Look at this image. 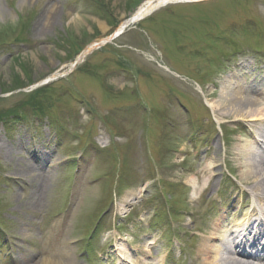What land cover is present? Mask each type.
<instances>
[{"label":"rangeland","instance_id":"rangeland-1","mask_svg":"<svg viewBox=\"0 0 264 264\" xmlns=\"http://www.w3.org/2000/svg\"><path fill=\"white\" fill-rule=\"evenodd\" d=\"M143 1L0 0V264H203L247 199V134L209 103L232 75L264 90V0L168 6L45 85Z\"/></svg>","mask_w":264,"mask_h":264},{"label":"bare ground","instance_id":"bare-ground-1","mask_svg":"<svg viewBox=\"0 0 264 264\" xmlns=\"http://www.w3.org/2000/svg\"><path fill=\"white\" fill-rule=\"evenodd\" d=\"M202 1L204 0H146L117 31L136 25L170 5ZM52 21L53 18H47L45 30ZM108 41L109 39L96 42L89 51L102 48ZM225 84L219 96V104L212 106L209 103V107L217 119L243 124L239 129L247 134V139L234 151L229 149L227 153L234 156L241 170L242 181L249 187L246 188L248 194L246 191L236 194L239 197H249L242 204L238 203V199L233 202L230 198L227 199L233 205L227 203L221 207L223 215L217 221L216 228L207 232L208 241L200 246L199 256L203 264H264V90L251 91L239 81V74L229 77ZM28 169L23 171L26 175L32 173L29 171L32 169ZM216 171H219V167L213 165L212 184L215 182ZM193 186L198 190L195 183ZM227 214L233 217L226 216ZM122 259L124 262V258ZM71 262L70 253L64 249L59 259L45 260L42 264H72Z\"/></svg>","mask_w":264,"mask_h":264},{"label":"trees","instance_id":"trees-1","mask_svg":"<svg viewBox=\"0 0 264 264\" xmlns=\"http://www.w3.org/2000/svg\"><path fill=\"white\" fill-rule=\"evenodd\" d=\"M18 89H21V88H18ZM32 106H33V109H35L37 112L44 113V106H40L39 104H33ZM29 114H31V112L30 113L25 112V116ZM10 117H14V114H12Z\"/></svg>","mask_w":264,"mask_h":264}]
</instances>
